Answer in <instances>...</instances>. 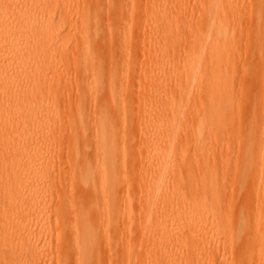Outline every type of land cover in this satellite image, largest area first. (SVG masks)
Listing matches in <instances>:
<instances>
[{"label": "bare ground", "instance_id": "obj_1", "mask_svg": "<svg viewBox=\"0 0 264 264\" xmlns=\"http://www.w3.org/2000/svg\"><path fill=\"white\" fill-rule=\"evenodd\" d=\"M0 264H264V0H0Z\"/></svg>", "mask_w": 264, "mask_h": 264}, {"label": "rangeland", "instance_id": "obj_2", "mask_svg": "<svg viewBox=\"0 0 264 264\" xmlns=\"http://www.w3.org/2000/svg\"><path fill=\"white\" fill-rule=\"evenodd\" d=\"M58 23V14H57V16H56V18H55V25ZM66 52L67 53H71V52H74V49L71 47V46H69L67 49H66ZM53 57L54 58H57V56H54L53 55ZM103 70H106V68H105V66L103 67ZM139 71H136L135 73H134V75L132 76V78H131V81L133 82V83H136L137 81H138V79H139ZM73 77V72H72V70L70 69V72H69V75H68V78H71V77ZM68 98L71 100V102H72V104H71V106L75 103V98H76V95H75V93H73L72 92V94H70V95H68ZM130 122H131V125H132V127H136V124H137V117L136 116H132L131 117V120H130ZM134 135L136 136V137H139V135H138V133H135L134 132ZM60 156H63V154H60ZM132 169V168H131ZM58 173H60L63 177H64V179H66V175H67V170L64 168V167H61V171H57ZM133 172H134V170L132 169V173H131V176H133ZM51 207H56L57 206V203L55 202V201H52V202H50V204H49ZM53 222H54V220H52V224H51V228H52V231L50 232V234L49 235H51V236H55L56 235V233H57V229H56V226L53 224ZM52 239V238H51ZM56 249H57V246H56V244H55V241L53 242V244L50 246V248H49V251L48 252H52L53 254H55L56 253ZM48 252H45L44 254L46 255Z\"/></svg>", "mask_w": 264, "mask_h": 264}]
</instances>
